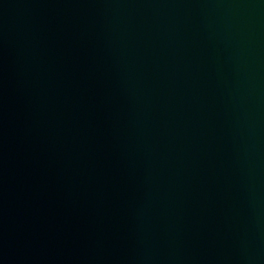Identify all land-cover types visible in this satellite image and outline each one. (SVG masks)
Returning a JSON list of instances; mask_svg holds the SVG:
<instances>
[{
  "label": "water",
  "instance_id": "1",
  "mask_svg": "<svg viewBox=\"0 0 264 264\" xmlns=\"http://www.w3.org/2000/svg\"><path fill=\"white\" fill-rule=\"evenodd\" d=\"M0 264H264V0H0Z\"/></svg>",
  "mask_w": 264,
  "mask_h": 264
}]
</instances>
